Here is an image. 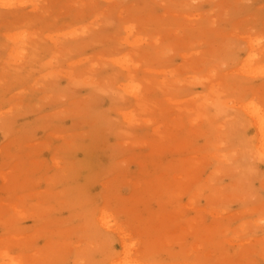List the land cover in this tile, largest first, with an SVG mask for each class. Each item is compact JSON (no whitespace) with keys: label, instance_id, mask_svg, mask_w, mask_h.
<instances>
[{"label":"rangeland","instance_id":"1","mask_svg":"<svg viewBox=\"0 0 264 264\" xmlns=\"http://www.w3.org/2000/svg\"><path fill=\"white\" fill-rule=\"evenodd\" d=\"M256 111L264 0H0V264H264Z\"/></svg>","mask_w":264,"mask_h":264},{"label":"bare ground","instance_id":"2","mask_svg":"<svg viewBox=\"0 0 264 264\" xmlns=\"http://www.w3.org/2000/svg\"><path fill=\"white\" fill-rule=\"evenodd\" d=\"M251 114L252 115H250V117L255 122L253 124L256 125V127H257V129L259 131V134H260V139H259L260 141H258L259 142V147L258 148L263 154L264 153V114H262L260 111H256L255 113H251Z\"/></svg>","mask_w":264,"mask_h":264}]
</instances>
